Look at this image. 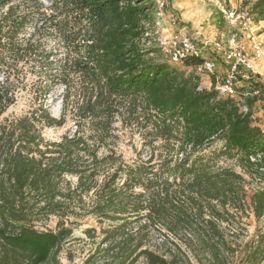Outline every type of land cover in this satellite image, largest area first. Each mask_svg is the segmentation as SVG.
Returning a JSON list of instances; mask_svg holds the SVG:
<instances>
[{
    "label": "trees",
    "instance_id": "16d2710c",
    "mask_svg": "<svg viewBox=\"0 0 264 264\" xmlns=\"http://www.w3.org/2000/svg\"><path fill=\"white\" fill-rule=\"evenodd\" d=\"M156 11L155 0H0V70L6 73L0 82V264H60L62 244L78 224L72 215L111 222L102 229L111 264L140 258L177 264L175 251L167 259L143 246L156 226L179 237L206 213L219 219L245 211L246 198L254 217L264 216V127L252 109L264 101V86L250 76L247 84L260 94L247 98L246 113L234 99L219 96L214 81L198 90L197 76L142 44L155 28ZM249 11L264 20V0L252 2ZM28 23L33 36L22 40ZM47 38L59 45L47 48ZM30 60L45 68L52 84L63 85V114L73 95L72 134L46 140L39 124L64 119L44 108L1 119L14 102L20 64ZM118 117L144 121L146 160L125 164L112 149L98 153ZM214 135L223 144L204 151ZM221 157L234 159L242 173L219 164ZM243 174L255 183L250 193ZM51 216L57 217L54 229L36 226ZM261 239L247 257L250 264H264Z\"/></svg>",
    "mask_w": 264,
    "mask_h": 264
},
{
    "label": "rangeland",
    "instance_id": "374dc122",
    "mask_svg": "<svg viewBox=\"0 0 264 264\" xmlns=\"http://www.w3.org/2000/svg\"><path fill=\"white\" fill-rule=\"evenodd\" d=\"M155 1L157 7V0ZM166 2L167 7L164 15L172 13L177 17L171 3L168 0ZM251 3L252 0H250L249 4L246 3L249 10ZM225 4L227 5V2ZM216 21L218 30L226 34L227 31L223 20L217 18ZM163 23L166 24V21ZM162 29H159L160 33ZM32 32L33 25L28 23L19 33V37L22 40L32 37ZM165 33L162 31V34ZM44 44L47 48L56 47L59 45V40L47 38ZM243 45L250 49L248 40L243 39ZM148 46L157 48L153 40L149 42ZM156 54L161 59H165L159 50ZM60 56H62V53H59L58 57ZM20 66L19 77L12 86L15 95L14 102L3 112L1 119L10 120L25 114L38 113L37 110L40 108H44L49 116L57 120L62 118V101L65 95L63 85L59 83L52 84L47 79L48 73L44 70L45 68L37 67L36 61H24L21 62ZM173 66L183 71L185 75L194 74L199 77L191 70V66L186 67L184 64ZM5 75L4 70L1 69L0 82L5 81ZM67 98L68 108L63 114L64 121L61 125L46 126L42 122L39 124L42 135L46 140H58L64 134H72L75 130L76 116L74 109H71L73 95L71 94ZM263 102H256L252 108L257 124L262 127H264ZM112 126L111 135L107 139L108 146L101 145L99 154H106L108 150L112 149L117 155L121 156L125 164H135L149 157L150 147L146 145L144 138L147 129L144 127L143 120L137 124L133 119L129 121L118 117ZM156 144L158 143H154V145ZM219 145V141H214L204 151H208L209 148L219 147ZM218 163L232 167L237 172L242 173L234 159L221 157ZM243 175L246 180L245 186L248 193H250L252 188L255 187V183H252L247 175ZM139 189L140 187L136 188V190ZM246 199L245 211L239 212L235 216L223 215L219 219L206 213L204 221H193L192 225L179 237L172 236L162 226L153 227L148 233L143 246H148L150 249L163 254L167 259L170 258L169 250L175 251L179 255V259L176 261L177 264H250L247 257L250 256L249 253L258 244L259 238L264 236V216L257 220L248 205L249 199ZM70 219L78 222V224L72 225L73 232L71 236L65 239L62 244L58 254L60 264H111L110 260L113 256H111L110 252L108 254L104 250L106 242L103 240L102 230L109 228L111 222L106 219L103 223H98L96 217L92 214L72 215ZM205 220H213L214 223L211 225ZM56 221L57 217L51 216L48 220L37 221L35 224L41 230L54 229ZM175 246L179 248V251H177ZM135 264H145V262L140 258Z\"/></svg>",
    "mask_w": 264,
    "mask_h": 264
},
{
    "label": "built area",
    "instance_id": "2783aa9c",
    "mask_svg": "<svg viewBox=\"0 0 264 264\" xmlns=\"http://www.w3.org/2000/svg\"><path fill=\"white\" fill-rule=\"evenodd\" d=\"M166 7V0H157L155 28L143 35L142 44L148 46L151 40L155 41L159 52L173 65L184 64V61L190 58L200 59L199 63L190 67L191 70L199 77L204 73L213 74L216 68L213 57H204L202 48L195 39L177 29L178 18L172 13L164 15ZM217 8L219 16L225 24L227 37L225 42L215 41L213 48L216 52L221 53L227 69L223 76L215 78L214 89L219 96L234 99L240 110L246 113L248 111L247 98L258 96L260 91L243 81L252 74L253 64L251 58H261L264 50L262 43L257 38V29L246 5L225 6L217 2ZM164 21H166V24L163 23ZM165 25L169 27V30L164 28ZM160 28H163L162 31L166 33L162 34V31L160 33ZM148 36L152 39H147ZM243 39L248 40L250 44V54L243 46ZM197 89L205 88L199 82ZM211 139L219 141V146L223 144V140L217 135L212 136ZM181 156L182 154H180ZM259 157L258 154L255 157H250V159L255 161Z\"/></svg>",
    "mask_w": 264,
    "mask_h": 264
},
{
    "label": "crops",
    "instance_id": "0c3cea01",
    "mask_svg": "<svg viewBox=\"0 0 264 264\" xmlns=\"http://www.w3.org/2000/svg\"><path fill=\"white\" fill-rule=\"evenodd\" d=\"M254 1L256 0H252V2ZM168 2L171 3L178 18L177 29L195 39L202 48L204 57L212 56L215 61L216 68L213 74L209 75L204 73L199 77L200 84L205 89H209L213 81L215 82V78L217 76H223L227 69L221 53L216 52L213 48L215 41L225 42L227 37V33L225 34L218 30L216 20L217 18H221L219 16L217 2L220 5L235 6L238 4H249L250 0H168ZM226 2L227 5L225 4ZM251 18L257 29V38L262 43L264 50V20H256L252 15ZM165 29L169 30V27L165 25ZM244 48L250 54V49H247L245 46ZM251 59L253 64L251 80H257L264 86V53L259 59ZM249 80L250 77L246 80L244 79L243 82L247 83Z\"/></svg>",
    "mask_w": 264,
    "mask_h": 264
}]
</instances>
